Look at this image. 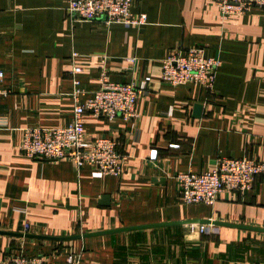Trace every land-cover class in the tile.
<instances>
[{"label": "crops", "instance_id": "obj_1", "mask_svg": "<svg viewBox=\"0 0 264 264\" xmlns=\"http://www.w3.org/2000/svg\"><path fill=\"white\" fill-rule=\"evenodd\" d=\"M67 6L0 0V89L8 92L0 97V232L8 233L0 234V258L264 264V233L233 226L183 223L84 237L192 220L264 229V174L251 190L225 192L212 205L182 203L178 180L224 158L264 162V8L225 20L212 0H134L133 13L147 23L128 27L79 20ZM192 49L221 61L212 89L163 82V61ZM102 71L113 82L147 83L136 124L84 117L89 137L120 143L122 175L24 155L25 129L68 126L74 80L85 103Z\"/></svg>", "mask_w": 264, "mask_h": 264}, {"label": "built area", "instance_id": "obj_2", "mask_svg": "<svg viewBox=\"0 0 264 264\" xmlns=\"http://www.w3.org/2000/svg\"><path fill=\"white\" fill-rule=\"evenodd\" d=\"M222 19L244 15L254 7L264 8V0H212ZM67 12L82 21L103 20L106 24H123L140 27L147 23L145 14L133 13L134 0H67ZM76 56V55H74ZM221 61L206 58L203 49H192L186 54H173L163 61V82L178 86L194 83L204 89H212ZM82 68L74 66L73 73ZM3 77V73L0 74ZM99 89L85 103L78 97L84 91L74 80L76 99L71 123L59 129L40 127L27 128L20 146L27 157L61 161L71 159L78 169L88 166L101 175L120 176L124 172L125 155L120 152V143L108 137H89L84 117L91 114L97 118L115 121L120 118L136 124L139 117L137 104L147 83H117L102 71ZM8 92L0 89V97ZM264 174V162L250 158H224L215 169L203 174L181 173L178 176L181 202L187 205L214 204L225 192L251 190L257 176ZM26 232L30 225H25ZM207 226L202 225V231ZM0 264H50L41 256L26 257L23 254L0 258ZM67 264H83L80 258H69Z\"/></svg>", "mask_w": 264, "mask_h": 264}, {"label": "water", "instance_id": "obj_3", "mask_svg": "<svg viewBox=\"0 0 264 264\" xmlns=\"http://www.w3.org/2000/svg\"><path fill=\"white\" fill-rule=\"evenodd\" d=\"M197 109L200 111L201 107L198 105ZM213 224L217 226H233V227H239L247 230H252V231H257L264 233L263 228H256V227H247V226H241V225H231L228 223H223V222H217V221H211V220H192V221H183V222H178V223H164V224H157V225H148V226H140V227H132V228H125V229H117V230H110V231H103V232H98V233H92L85 235L84 237H93L97 235H106V234H114V233H120V232H126V231H131V230H139V229H146V228H152V227H160V226H168V225H174V224ZM0 234L7 235L8 233L0 232ZM74 238H80V237H74Z\"/></svg>", "mask_w": 264, "mask_h": 264}]
</instances>
